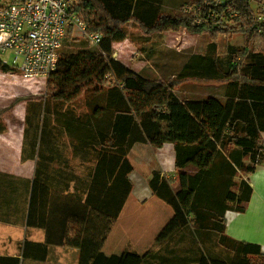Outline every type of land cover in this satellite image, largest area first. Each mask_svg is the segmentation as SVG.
I'll return each mask as SVG.
<instances>
[{"label":"trees","instance_id":"trees-1","mask_svg":"<svg viewBox=\"0 0 264 264\" xmlns=\"http://www.w3.org/2000/svg\"><path fill=\"white\" fill-rule=\"evenodd\" d=\"M2 1L16 4L24 0ZM74 2L88 32L101 36V42L91 45L83 37H69L64 46L85 42L95 49L72 48L66 53L63 46L57 69L47 80L45 98L56 103L61 113L83 98L93 136L82 137L80 144L94 157L85 165L95 166L91 176L105 187L97 196L91 192L78 206L64 207L63 227L70 231L77 224L81 229L73 236H64L57 245L80 249V264H264L260 245L235 240L226 230V213H244L253 195L248 178L236 182L237 173L249 176L264 163V0H174L173 7L168 0ZM134 30L147 38L167 32L208 36L213 41L239 37L243 46L227 56L224 73L216 69L215 59L204 56L202 64L189 66L186 76L190 77L152 79L114 58V45L129 40ZM13 71L0 61V72ZM203 78L220 83L225 90L223 97L183 99L178 95L185 81ZM83 120L84 116L77 118ZM33 141L31 157L37 160V177L30 211L34 212L45 163L40 150L35 154L39 141ZM33 141L26 143L32 146ZM139 143L155 148L173 145L177 177L155 172L148 182L152 195L172 208L173 217L155 240L158 250L150 248L142 256L126 251L106 257L103 245L133 192L130 176L135 168L129 154ZM203 151L211 155L208 167L195 175L183 173ZM176 183L180 184L177 192L173 188ZM19 190L17 186L18 196ZM100 214L104 220H93ZM76 216L80 221L72 222ZM187 232L196 241V252H188L183 244ZM176 235L181 239L168 248ZM46 244L41 259L45 258ZM0 264L18 262L0 258Z\"/></svg>","mask_w":264,"mask_h":264},{"label":"crops","instance_id":"crops-1","mask_svg":"<svg viewBox=\"0 0 264 264\" xmlns=\"http://www.w3.org/2000/svg\"><path fill=\"white\" fill-rule=\"evenodd\" d=\"M175 2L183 3L184 0ZM43 120L39 150L45 164L40 172L39 196L34 201L33 212L30 211L31 194L37 167L31 157V148L26 145V141L34 138L32 128L27 127L28 118L23 120L19 131L11 128L7 117L0 118V258L14 259L18 264H80V249L57 245L64 236H73L81 229L75 224L70 227L71 232L66 230L61 223L62 212L69 204L74 207L81 200L84 202L91 192L97 196L105 186L94 182V176H91L94 165L74 164L80 158L78 152L68 157L71 164L64 163L65 155L61 150L63 126H58L56 120ZM13 144L16 149L12 148ZM8 149L10 152L6 151ZM204 152L207 163L200 160ZM129 157L135 168L130 176L133 192L126 199L103 245L102 253L106 257L121 256L126 250L144 255L173 217L172 208L153 196L148 186L155 172L169 178L177 177L173 145L155 148L139 143L133 146ZM210 162V153L203 151L182 172L195 175ZM248 182L253 188L248 208L244 213L228 211L226 230L235 240L260 245L264 254V163L248 176ZM17 186L21 189L19 196ZM173 188L179 191L180 184L176 183ZM114 204H117V197ZM78 220L76 216L72 222ZM93 220L100 223L104 216L96 215ZM44 244L46 255L41 259Z\"/></svg>","mask_w":264,"mask_h":264},{"label":"rangeland","instance_id":"rangeland-1","mask_svg":"<svg viewBox=\"0 0 264 264\" xmlns=\"http://www.w3.org/2000/svg\"><path fill=\"white\" fill-rule=\"evenodd\" d=\"M174 0H168V4L171 6ZM188 5V3H185ZM189 6V5H188ZM173 7V6H171ZM176 8L179 9L177 5ZM135 29V28H134ZM72 46V47H70ZM66 44V51H73L75 48L77 51H92L95 48L87 43H79L78 45ZM243 46L241 38L237 37L234 40L226 38H220L216 41L211 40L208 36H192L187 33H163L157 34L150 38L143 36L137 30H134L129 40L117 43L113 48L114 58L124 65L132 68L137 73L149 77L152 79H163L169 77H190L189 74L190 65H200L203 63V58L215 59L216 69L224 73L228 69V60L226 59L230 53ZM229 57V56H228ZM6 62H9L8 58H5ZM200 68V67H199ZM204 73L205 69L202 68ZM201 76V75H200ZM206 76H208L206 74ZM203 77V76H201ZM48 92L47 82L42 80L26 81L20 73L13 71V73H1L0 72V118L7 117L11 122V128L16 131L21 130L23 120L28 118L27 127L31 130L34 136L33 140H38L40 143L44 118L49 121L56 120L58 126H63L64 134L62 137L61 150L65 155L64 163L71 164L68 157L71 154L78 152L80 158L74 161V164L78 162L85 165L94 159L92 152L88 148H83L80 144L82 137L90 138L93 136L89 131V122L87 120L86 111L83 110V98L79 97L75 100L72 106L66 105L67 109L65 113L58 111L56 103L46 99L45 96ZM225 93L224 87L220 83L215 81H208L203 79H192L185 81L180 87L178 95L181 98L197 99L208 96L223 97ZM75 110V112H74ZM84 116V120L77 121L79 116ZM25 122V121H24ZM39 128V129H38ZM41 128V129H40ZM37 133V134H36ZM70 137L67 138L68 136ZM38 143V142H37ZM34 141L32 142L31 155L34 152ZM29 146V142L26 143ZM15 145H12L14 148ZM17 147H15L16 149ZM10 152V150H6ZM30 152V151H29ZM39 154V147L35 154ZM206 152L200 156V160L207 163ZM11 155V154H10ZM33 157V156H32ZM67 158V161H66ZM35 159V158H33ZM37 160H34L36 163ZM92 165V163H88ZM209 165V163H208ZM248 174L243 171L237 173L235 178L236 182H240L243 179H247ZM181 236H175L168 248L176 246ZM186 240L183 241L188 249V252H196L198 247L195 246L194 237L190 233H186ZM176 242V243H175ZM180 246V245H179ZM155 250H158L160 246H153ZM128 251V250H126Z\"/></svg>","mask_w":264,"mask_h":264},{"label":"built area","instance_id":"built-area-1","mask_svg":"<svg viewBox=\"0 0 264 264\" xmlns=\"http://www.w3.org/2000/svg\"><path fill=\"white\" fill-rule=\"evenodd\" d=\"M71 36L83 37L91 45L101 42V36L88 32L74 0L0 2V61L26 81L47 82Z\"/></svg>","mask_w":264,"mask_h":264}]
</instances>
